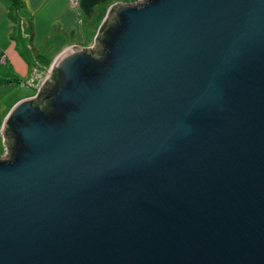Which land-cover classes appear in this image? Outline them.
Segmentation results:
<instances>
[{
	"label": "water",
	"instance_id": "1",
	"mask_svg": "<svg viewBox=\"0 0 264 264\" xmlns=\"http://www.w3.org/2000/svg\"><path fill=\"white\" fill-rule=\"evenodd\" d=\"M96 41L5 121L0 264H264V0L118 3Z\"/></svg>",
	"mask_w": 264,
	"mask_h": 264
},
{
	"label": "crops",
	"instance_id": "2",
	"mask_svg": "<svg viewBox=\"0 0 264 264\" xmlns=\"http://www.w3.org/2000/svg\"><path fill=\"white\" fill-rule=\"evenodd\" d=\"M21 1L18 11L12 0H0V126L18 104L37 96L36 87L23 85L36 66L45 75L64 51L93 48L113 6L142 0ZM25 87L36 93L23 91ZM5 140L0 132V158L9 154Z\"/></svg>",
	"mask_w": 264,
	"mask_h": 264
},
{
	"label": "built area",
	"instance_id": "3",
	"mask_svg": "<svg viewBox=\"0 0 264 264\" xmlns=\"http://www.w3.org/2000/svg\"><path fill=\"white\" fill-rule=\"evenodd\" d=\"M73 6H74V7H75V6H78V2L74 1V2H73ZM94 47H95V46H94ZM51 70H52L51 68L48 69V70H46V74L44 75V74H42V73L40 72V68H39V66H36V68L34 69V72H33V77H32V79H31L29 82L24 83L23 85H24V86H32V87H36L37 90H38V92H40L41 89H42V87H43V86L46 84V82L49 80V76H50ZM36 82H37V84H36ZM3 132H4V128H3V130H1V133H2V135L4 136Z\"/></svg>",
	"mask_w": 264,
	"mask_h": 264
},
{
	"label": "trees",
	"instance_id": "4",
	"mask_svg": "<svg viewBox=\"0 0 264 264\" xmlns=\"http://www.w3.org/2000/svg\"><path fill=\"white\" fill-rule=\"evenodd\" d=\"M13 2V6L16 10L20 11L21 8L23 7V3L21 0H12ZM99 48V46L97 47V49ZM14 138L13 137H9L6 141H7V144L9 146V150L12 151V147H13V143H14Z\"/></svg>",
	"mask_w": 264,
	"mask_h": 264
},
{
	"label": "rangeland",
	"instance_id": "5",
	"mask_svg": "<svg viewBox=\"0 0 264 264\" xmlns=\"http://www.w3.org/2000/svg\"><path fill=\"white\" fill-rule=\"evenodd\" d=\"M53 66V65H52ZM52 66H51V69H52ZM50 69V68H49ZM23 91H25V92H29V93H36L35 91H34V89H31V88H29V87H25V90H23ZM2 126V127H1ZM0 126V132H1V130H3V128H4V126H5V122L2 124Z\"/></svg>",
	"mask_w": 264,
	"mask_h": 264
}]
</instances>
